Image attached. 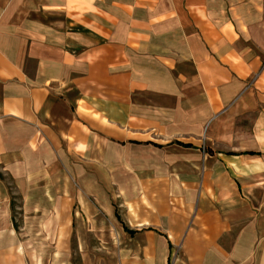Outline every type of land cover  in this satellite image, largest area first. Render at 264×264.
<instances>
[{
    "label": "crops",
    "instance_id": "0c3cea01",
    "mask_svg": "<svg viewBox=\"0 0 264 264\" xmlns=\"http://www.w3.org/2000/svg\"><path fill=\"white\" fill-rule=\"evenodd\" d=\"M0 174V264H264V0H0Z\"/></svg>",
    "mask_w": 264,
    "mask_h": 264
},
{
    "label": "trees",
    "instance_id": "16d2710c",
    "mask_svg": "<svg viewBox=\"0 0 264 264\" xmlns=\"http://www.w3.org/2000/svg\"><path fill=\"white\" fill-rule=\"evenodd\" d=\"M0 177H1V174H0ZM11 206H12V208H13V201L11 202Z\"/></svg>",
    "mask_w": 264,
    "mask_h": 264
}]
</instances>
